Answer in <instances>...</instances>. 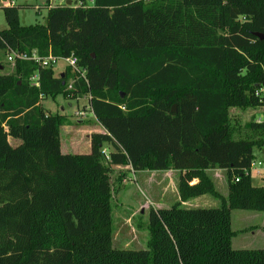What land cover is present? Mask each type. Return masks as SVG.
Listing matches in <instances>:
<instances>
[{"label":"trees","instance_id":"trees-1","mask_svg":"<svg viewBox=\"0 0 264 264\" xmlns=\"http://www.w3.org/2000/svg\"><path fill=\"white\" fill-rule=\"evenodd\" d=\"M76 2L50 8L41 26L2 9L6 56H74L80 73L16 61L0 75V264H264V249L232 244V211L264 213V187L251 177L264 119L255 114L237 138L230 117L264 118V40L254 36H264V0ZM58 96L89 99L103 131L90 153L62 152L67 118L41 104ZM113 166L180 174L179 203L149 213L146 250L111 245ZM202 196L220 207L183 208Z\"/></svg>","mask_w":264,"mask_h":264},{"label":"rangeland","instance_id":"rangeland-1","mask_svg":"<svg viewBox=\"0 0 264 264\" xmlns=\"http://www.w3.org/2000/svg\"><path fill=\"white\" fill-rule=\"evenodd\" d=\"M7 1V0H6ZM19 10V22L21 26L30 27L45 25L48 10L67 3L61 0H8ZM76 6L79 2L68 0ZM9 7V6H8ZM5 8V7H4ZM3 7L0 5V31L7 29ZM8 55L0 51V75L12 74L15 62H8ZM65 71V65L58 63L54 72L59 74ZM42 108L52 114H61L67 118V123L61 128L59 140L63 153L88 154L90 153L88 137L98 130L99 125L88 111L89 99L68 100L62 96L48 98L42 101ZM87 113L86 119H80L77 113ZM259 110L242 112L231 110V121L235 128L240 131L236 137L249 136L246 130L250 119L256 114L263 118ZM12 145L14 141L10 140ZM107 147V146H106ZM109 150H112L108 147ZM256 170H251V177L254 186L264 187V177H259L257 164H264V155L256 152ZM146 172L139 175L128 166H113L111 173L112 184V233L111 245L119 250H146L150 238L148 230L149 213L159 207L167 208L179 203L178 175L169 177L161 172ZM160 173V174H157ZM219 171L210 172L215 188L220 196L227 197L228 187L226 175L221 172V177H216ZM163 175V176H162ZM197 180H194L191 184ZM174 184V185H173ZM220 202L211 196H202L183 203V208H218ZM259 232H257V230ZM232 230L236 233L232 244L235 249H264V213L253 211H232Z\"/></svg>","mask_w":264,"mask_h":264},{"label":"built area","instance_id":"built-area-1","mask_svg":"<svg viewBox=\"0 0 264 264\" xmlns=\"http://www.w3.org/2000/svg\"><path fill=\"white\" fill-rule=\"evenodd\" d=\"M62 2H66L67 0H61ZM66 5V4H65ZM63 6V5H62ZM8 62H16V61H22V62H34L38 64L41 68L43 69H49V68H55L58 63H63L65 65V69L69 68L73 72L80 73L78 70V59L74 56L68 57V58H58L53 55H48L45 58L39 57L35 52L29 56L28 54L24 53H16V52H10L8 57H7ZM32 86L33 87H39L38 83V76H34L32 78ZM71 86H69V90H71ZM90 110V109H89ZM76 116L80 119H86L87 113L84 111H81L76 114ZM264 118H259L257 119L258 121H262ZM103 154L105 155V158L107 161H109V153L103 149ZM259 170L257 171V174L259 177H264V164L258 163L257 164ZM252 169L256 170V164L254 163L252 165Z\"/></svg>","mask_w":264,"mask_h":264},{"label":"crops","instance_id":"crops-1","mask_svg":"<svg viewBox=\"0 0 264 264\" xmlns=\"http://www.w3.org/2000/svg\"><path fill=\"white\" fill-rule=\"evenodd\" d=\"M67 2H69L68 0H67ZM0 5L2 6V7H8V6H12L13 4L12 3H9V1L7 0H0ZM62 73V72H61ZM261 111V110H260ZM89 112H90V110H89ZM259 112V111H258ZM262 112H264V109L262 110ZM91 113V112H90ZM263 117V116H262ZM257 118H260V117H257ZM97 128H98V130L97 131H95V132H93V133H91L90 135H89V137H88V140H89V147H88V150L89 149H91V147H90V136L92 135V134H94V133H102L103 131H102V129L100 128V127H98L97 126ZM62 150V149H61ZM104 150H106L108 153H110V151L111 150H109L108 149V147H105L104 148ZM66 154H68V153H66ZM76 154V153H75ZM257 158H259V157H257ZM216 171V170H215ZM219 171V174L218 173H216V177H221V172H222V177H223V173H225L224 171H221V170H218ZM213 172V171H212ZM139 173V175H141V174H143V173H146V172H138ZM164 176L165 175H168L169 177H175L176 175H178V178H180V174L178 173V172H174V171H170V172H161ZM157 174H160V173H157ZM161 175V174H160ZM162 175V176H163ZM197 182L195 181L193 184H191V185H194V184H196ZM174 185V184H173ZM160 208H162V207H159V208H157V209H160ZM257 230V229H256ZM257 232H259L258 230H257Z\"/></svg>","mask_w":264,"mask_h":264},{"label":"water","instance_id":"water-1","mask_svg":"<svg viewBox=\"0 0 264 264\" xmlns=\"http://www.w3.org/2000/svg\"><path fill=\"white\" fill-rule=\"evenodd\" d=\"M71 5H72V2H67V3H66V6H68V7H70ZM3 8H4V7H3ZM254 36L257 37V38H259V39H261V40H264V36H262V35L255 34ZM0 69H2V68L0 67ZM172 113H173V114L176 113V106H173V108H172ZM263 154H264V151H263Z\"/></svg>","mask_w":264,"mask_h":264}]
</instances>
